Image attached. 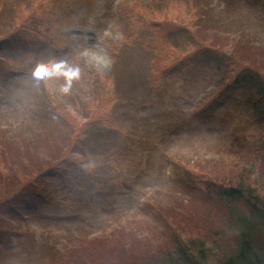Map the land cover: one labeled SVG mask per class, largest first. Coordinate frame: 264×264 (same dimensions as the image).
<instances>
[{
	"label": "rangeland",
	"instance_id": "374dc122",
	"mask_svg": "<svg viewBox=\"0 0 264 264\" xmlns=\"http://www.w3.org/2000/svg\"><path fill=\"white\" fill-rule=\"evenodd\" d=\"M32 7L26 13L41 22L39 32L1 42L0 135L36 136L58 110L73 115L78 136L62 176L50 173L35 198L7 204L8 213L25 208L20 217L37 228L26 227L27 250L0 237L15 250L0 249V264H55L82 238L121 234L144 242L134 248L157 251L164 215H177L168 221L183 237L222 221L219 188L238 175L255 181L264 203V104L246 106L250 90L234 77L220 80L207 55L181 65L201 52L187 41L195 9L212 26L210 33L198 27L208 45L240 49L248 42L241 39L264 44V0H36ZM259 46L240 52L264 64ZM232 57L235 72L248 62ZM248 165L254 172L241 174Z\"/></svg>",
	"mask_w": 264,
	"mask_h": 264
},
{
	"label": "trees",
	"instance_id": "16d2710c",
	"mask_svg": "<svg viewBox=\"0 0 264 264\" xmlns=\"http://www.w3.org/2000/svg\"><path fill=\"white\" fill-rule=\"evenodd\" d=\"M13 5L23 10L26 5L28 7L31 5V0L15 1ZM164 14L168 16L167 11ZM191 16L192 20L186 21L188 23L186 25L187 34L190 39H186L191 46L202 48L198 55L196 50L184 56L183 63L194 59H206L207 55L206 61H209V64L213 63L214 69L222 73L221 78L226 79L234 72L229 61H234L232 57L234 54L240 55V59L249 63H243L242 70L239 69L240 72L234 77H238V81L250 90L249 96L252 98L253 105L256 106L257 97L263 100L259 101L260 104H264V64H258L256 59L251 61L244 56L243 52H240L241 49L247 52H251V49H258L259 45L256 41L241 39L248 42L246 44L240 42V49L235 44L229 48H223L221 45L219 47L208 45V38L199 33L198 27L210 33L213 31L212 26L204 24L206 21L204 13L197 15L196 9ZM8 20L16 21L17 17L9 13ZM193 20L198 24L197 26H193L191 23ZM7 28V22L0 25V34ZM259 47L261 51H264V44ZM234 63L233 65H236V62ZM79 97L82 96L79 94ZM52 118L50 129L47 130V126L44 125L43 131L36 136V132H31L28 137L22 135L19 138L14 134L0 135V214L5 205L18 198L29 196L32 198L35 186L44 181V178L48 176V171L58 177L62 176L60 175L62 165L70 159L71 144L78 136L77 123L73 115L66 111L57 110L52 114ZM247 171H249L248 168H242L240 173ZM223 193L230 199H240V195H243L253 204L247 214L243 215L242 212L228 208L225 223L229 225L227 226L229 233L219 232V228L215 227L218 225L215 224L209 233L205 231L187 232L183 237L175 222L168 221L172 219V216L177 220V215L173 214L169 217L164 215L162 216L163 228L157 234L159 239L157 243L162 249L147 251L146 248H139V246L134 248L133 243L141 245L144 242L133 235H131L134 237L133 242L125 241L122 234L120 237L116 236L111 239L104 236L82 238L76 246L71 245V249L68 247V251L59 254L60 258L57 257L54 262L55 264H83L85 259L83 260L82 253L90 251L88 259L90 262L86 261L85 264H264L263 234L257 233L254 228L258 225L264 227V203L256 191L254 181L241 182L239 179L236 187H229ZM11 223L15 224V222L0 217V224L7 225L5 229L7 235H15L18 238L16 248L27 250L28 247L24 243L28 239L33 241L31 233L33 231H27L28 228H21ZM202 232L205 234L203 235ZM126 238L129 239V237ZM219 242H223L224 247H220Z\"/></svg>",
	"mask_w": 264,
	"mask_h": 264
}]
</instances>
